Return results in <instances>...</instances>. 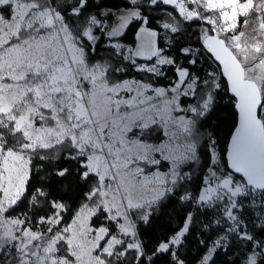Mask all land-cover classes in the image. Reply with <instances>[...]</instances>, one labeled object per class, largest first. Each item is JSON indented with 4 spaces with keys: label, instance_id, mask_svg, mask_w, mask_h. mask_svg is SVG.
I'll return each mask as SVG.
<instances>
[{
    "label": "snow or ice",
    "instance_id": "1",
    "mask_svg": "<svg viewBox=\"0 0 264 264\" xmlns=\"http://www.w3.org/2000/svg\"><path fill=\"white\" fill-rule=\"evenodd\" d=\"M116 14L107 36L134 26L141 43L100 57ZM193 27L238 103L230 170ZM164 116L169 139L152 143ZM193 242L198 264H264V0H0V264H187Z\"/></svg>",
    "mask_w": 264,
    "mask_h": 264
},
{
    "label": "trees",
    "instance_id": "2",
    "mask_svg": "<svg viewBox=\"0 0 264 264\" xmlns=\"http://www.w3.org/2000/svg\"><path fill=\"white\" fill-rule=\"evenodd\" d=\"M126 2H128V0H106V3L108 4L123 5ZM121 9H124V8L122 7ZM150 14L154 17H161V19H158L156 21L157 25L159 26H160V23L163 22V20L167 19L168 17L164 11L152 12ZM106 20L109 25H111L113 22V19H106ZM198 32H199V29H197L196 27H193L188 32L187 42L196 49L197 56L194 58L199 59V63L193 66L195 73L201 78V80H210L211 76H214L215 83L219 85V89L216 90L217 92L216 102L218 105L217 116L219 117V124H218V127L216 128V137L218 140L217 151L223 153V156H224V159L221 163L222 170H228L226 167V162H225V151H226V145H227L228 138L236 122V113L234 110V99H232L227 92L226 84L221 78L219 68L214 64L211 58L203 51L202 45H201L202 40H200ZM133 33H137V29L134 26L126 27L123 33V34H126V38L122 34L120 37L115 38L113 41L119 44L133 46V43H132ZM157 33L158 35H160V41L158 43V45H160L162 43L161 41H163L161 36L164 33V31L161 30V27H159V30ZM106 42H107V39L104 35L103 40L100 44V48L98 49V55L100 57L107 55V53L104 51V49L108 48L104 46ZM103 52H105L106 55L103 54ZM216 71L218 72L217 76L212 74ZM141 76H143V79L141 81H148V82L150 81L153 85L164 87V88H169L172 86V84L175 83V77L172 75L170 71H168L166 73V76L164 77H153L151 73L141 74L137 71L129 70L126 73L124 79L135 78L137 80V79H140ZM213 123L217 124V121L214 120ZM160 138H161V133H160V128H158L157 135L153 136L152 141L156 143L158 142ZM22 210L23 209H21V211ZM72 217H73V213H68L65 215V219L67 220L68 224L72 220ZM203 252H204L203 247H199L195 245L194 242L190 244L188 251L186 252L187 264H198L199 258ZM237 255H239V253H237ZM222 261H223V257L217 256L216 264H222Z\"/></svg>",
    "mask_w": 264,
    "mask_h": 264
},
{
    "label": "rangeland",
    "instance_id": "3",
    "mask_svg": "<svg viewBox=\"0 0 264 264\" xmlns=\"http://www.w3.org/2000/svg\"><path fill=\"white\" fill-rule=\"evenodd\" d=\"M168 7H170V6H168ZM113 11H114V13H115V10H113ZM120 11H125V9H120ZM177 11H178V10H177ZM106 19H107V18H105L104 21H103V25H104V35H105V37H106V39H107V42L105 43L104 46L110 48V46H111L112 44H115V43H117V42H114V41H113L115 38H109V37L107 36V32H108L109 29H111V28L117 26V24H118V14H116V15L113 16V18H112V19H113V22H112L111 25H109V24L107 23V20H106ZM167 22H169L168 17H167V19H164L163 22L160 23L161 30L164 31V33H163L162 36H161V38L163 39V41H161L162 43H166V41L164 40V36H165V34H166V30L163 29L162 25H163L164 23H167ZM125 29H126V28H125ZM125 29L122 30V34L124 33ZM200 31H202V29H199V32H200ZM199 37H200V40L203 41V38H202L201 36H199ZM116 38H117V37H116ZM145 39H149V38H148V37H145ZM151 39H153L154 42L156 43V45L159 46L158 43H159V41H160V35H158V33H157V36H156V37L151 38ZM140 43H141V41H140V39H139V34L137 33L136 44H135V45H133V46H129V45L127 46V45H123V44H121V45H122L123 47H125V48L134 49V48H136V47H139ZM103 54L106 55L105 52H103ZM125 55H129V53H125ZM133 59L136 61V64H150V61L146 60L144 56L133 57ZM125 62L127 63V61H125ZM212 74L217 76L218 72L216 71V72H214V73H212ZM125 80L130 82V81H132V80H136V79H135V78H127V79H125ZM144 82H148V81H141V83H144ZM152 85H153V84H152ZM153 87H155V88H164V87L155 86V85H153ZM171 87H172V86H171ZM171 87H169L168 89H171ZM132 95H134V93H125V92H122V93H121V96H123L125 99H128V98H129L130 96H132ZM160 107H161V108L164 107V98H161V100H160ZM122 110H123V109H122ZM259 114H260V112H259ZM177 115H178V113H176V112H172V113H171V116H173V117H175V116H177ZM166 119H167V116H164V119H161L160 122H159V124L157 125V127L160 128L161 138H160V139L158 140V142H156V143H166V142L168 141V139H169V136L167 135V132H168L169 129L171 128V122L169 121L167 124H165L164 121H165ZM156 135H157V132L154 134V136H156ZM152 143H155V142L152 141ZM165 163H166L165 161H162L161 166H160V168H159V171L163 172V171H166V170H167V169L164 167V164H165ZM154 171H156V170H155V169H146V173H147V174H152V172H154ZM71 223H72V220L70 221L69 224H71Z\"/></svg>",
    "mask_w": 264,
    "mask_h": 264
},
{
    "label": "water",
    "instance_id": "4",
    "mask_svg": "<svg viewBox=\"0 0 264 264\" xmlns=\"http://www.w3.org/2000/svg\"><path fill=\"white\" fill-rule=\"evenodd\" d=\"M202 49L203 51L211 58V60L214 62V64L219 68V72L221 74V78L223 79V81L226 84V88H227V92L229 94V96L233 98V95L230 91V81H228L227 76L223 73V66L220 64L219 61H216L213 57V55L208 52L207 50H205L204 46H203V41H202ZM234 110L236 113V122L235 125L230 133V136L228 138L227 141V145H226V151H225V162H226V167L228 170H230V164H231V159H230V154H231V144H230V139H231V135L234 133L235 129L239 127V107H238V103L236 100H234ZM257 114L259 115V109L257 110ZM239 176V174H237V177Z\"/></svg>",
    "mask_w": 264,
    "mask_h": 264
},
{
    "label": "built area",
    "instance_id": "5",
    "mask_svg": "<svg viewBox=\"0 0 264 264\" xmlns=\"http://www.w3.org/2000/svg\"><path fill=\"white\" fill-rule=\"evenodd\" d=\"M207 238H209V239H210L211 237H210V236H208Z\"/></svg>",
    "mask_w": 264,
    "mask_h": 264
}]
</instances>
